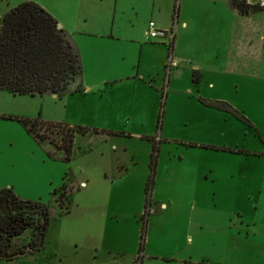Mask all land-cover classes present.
<instances>
[{
	"label": "rangeland",
	"instance_id": "rangeland-1",
	"mask_svg": "<svg viewBox=\"0 0 264 264\" xmlns=\"http://www.w3.org/2000/svg\"><path fill=\"white\" fill-rule=\"evenodd\" d=\"M117 1L118 8L126 7L124 14L117 9L114 32L147 26L151 0ZM135 1L136 13H130ZM23 2L39 6L64 30L76 31L77 24L91 33V23H76V14H100L102 20L107 14L110 24L116 0H0V17ZM135 52L119 41L97 59L85 47L86 81L128 73ZM258 60L237 70L205 69L206 83L194 85L191 96L169 89L154 118L146 95L137 91L135 115L126 111L121 128L110 130L123 135L77 137L68 162L62 152L50 159L36 144L31 150V139L13 120L79 126L67 96L0 90V185L12 183L18 198L46 208L37 253L57 264H264V52ZM198 87L202 99L226 109L198 102ZM46 135L53 142L60 138L54 130ZM153 146L157 164L146 202ZM61 185L65 199L58 206L52 191Z\"/></svg>",
	"mask_w": 264,
	"mask_h": 264
},
{
	"label": "crops",
	"instance_id": "crops-1",
	"mask_svg": "<svg viewBox=\"0 0 264 264\" xmlns=\"http://www.w3.org/2000/svg\"><path fill=\"white\" fill-rule=\"evenodd\" d=\"M233 1L240 0H179L176 16L173 18L175 0H151L147 22H153L156 28L167 30L171 34L170 39L152 41L146 35L145 23L140 31L129 28L124 30L122 35L118 33L119 31L114 32L117 9L124 14L126 7L123 4L118 8L117 0L111 8L110 24L107 23V14L103 20L100 14L97 19H86L88 15L85 11L78 12L76 23L81 19L83 22L88 20L91 23L89 28H93L94 31L85 33L89 31L87 29L83 31L77 24L79 30L63 29L76 46L82 67L80 82L83 92L63 95L67 96L66 101H71L77 108V119L74 123L96 130L120 129L124 122L121 114L127 111V115H135L134 111L137 110L138 103L135 97L137 91H142L146 95L148 99L146 106H149L154 118L163 90L166 100L169 89L173 91L174 88L177 89L173 92H177L178 95L191 96L195 93L194 85L206 83L205 69L219 70L221 67L225 69L233 66L237 70L259 62L258 59L264 52V6L256 12L242 14L232 6ZM244 1L247 5L260 6L263 0ZM136 3L137 1L128 7L130 13H136L134 11ZM83 37L92 40H84ZM119 41L136 51L131 58L128 73L87 82L85 77L87 78L89 74L86 75V67L84 68L85 47L94 49L98 59L101 50H108ZM193 74L196 82H192ZM207 85L212 86V83ZM196 93L197 99H202L203 95L199 87ZM66 106L67 102H65ZM156 141L159 144L161 139L157 138ZM30 143L27 145L32 150L35 143L33 141ZM40 148L42 151L45 150L44 147L38 146V149ZM260 152L264 150L261 149ZM80 184L83 185L82 182ZM5 185L15 196H19L12 183H2L0 187L4 188ZM237 236L241 237L240 233ZM0 264L57 263H51L48 256H40L36 252L12 260H0ZM208 264H222V262H208Z\"/></svg>",
	"mask_w": 264,
	"mask_h": 264
},
{
	"label": "trees",
	"instance_id": "trees-1",
	"mask_svg": "<svg viewBox=\"0 0 264 264\" xmlns=\"http://www.w3.org/2000/svg\"><path fill=\"white\" fill-rule=\"evenodd\" d=\"M238 12L246 14L262 9L261 6L247 5L244 0L233 1ZM177 5L173 7V18ZM81 63L78 50L69 36L58 27L46 12L32 2H23L10 8L0 17V90L10 95H50L60 97L82 93ZM192 82L196 77L192 75ZM164 98V94L160 95ZM202 105L214 109H226L219 102L197 99ZM163 103L160 107H162ZM237 117L233 109L228 110ZM162 112L159 113L157 124ZM27 137L37 146L50 145L53 150L44 154L54 159V153L62 152V161L68 162L72 156L75 139L87 134L122 133L96 130L63 123L44 122L39 119L13 118ZM57 131L60 138L53 142L46 133ZM214 148V147H205ZM157 146L150 153V175L145 183L148 202L152 188ZM56 203L62 206L65 190L61 185L52 191ZM46 208L35 201L23 200L15 196L7 187L0 188V260L7 261L24 257L41 249L47 227Z\"/></svg>",
	"mask_w": 264,
	"mask_h": 264
},
{
	"label": "built area",
	"instance_id": "built-area-1",
	"mask_svg": "<svg viewBox=\"0 0 264 264\" xmlns=\"http://www.w3.org/2000/svg\"><path fill=\"white\" fill-rule=\"evenodd\" d=\"M178 2L179 0H175L176 5L178 4ZM146 35L149 39H154V40L155 39L165 40L171 38L170 32H168L167 30L156 28L153 22H148Z\"/></svg>",
	"mask_w": 264,
	"mask_h": 264
},
{
	"label": "water",
	"instance_id": "water-1",
	"mask_svg": "<svg viewBox=\"0 0 264 264\" xmlns=\"http://www.w3.org/2000/svg\"><path fill=\"white\" fill-rule=\"evenodd\" d=\"M260 6H264V0L260 2ZM60 27V25H58Z\"/></svg>",
	"mask_w": 264,
	"mask_h": 264
}]
</instances>
